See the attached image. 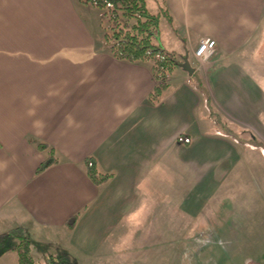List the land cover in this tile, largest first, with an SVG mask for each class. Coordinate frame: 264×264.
<instances>
[{
	"label": "crops",
	"instance_id": "1",
	"mask_svg": "<svg viewBox=\"0 0 264 264\" xmlns=\"http://www.w3.org/2000/svg\"><path fill=\"white\" fill-rule=\"evenodd\" d=\"M73 1L0 0V234L25 228L45 248L38 262L67 252L91 264L154 163L188 161L192 130L202 126L201 119L192 117V127L184 119L196 96L188 82L200 80L215 112L255 141L204 138L199 153L254 163L264 173V0H162L173 38L159 43L188 55L195 73L177 68L155 106L148 101L156 84L149 66L106 52ZM202 38L217 43L206 61L194 59ZM201 100L205 107L203 94ZM185 134L186 148L179 144ZM39 142L62 160L42 173H36L46 156ZM88 157L113 174L109 183L89 179ZM0 264H18L16 253Z\"/></svg>",
	"mask_w": 264,
	"mask_h": 264
},
{
	"label": "rangeland",
	"instance_id": "2",
	"mask_svg": "<svg viewBox=\"0 0 264 264\" xmlns=\"http://www.w3.org/2000/svg\"><path fill=\"white\" fill-rule=\"evenodd\" d=\"M84 1L74 0L75 9L87 28L101 38L108 19L103 10ZM161 3L147 0L149 11L162 14ZM172 34L162 17L157 41L165 42ZM188 85L196 96L195 100L190 98L192 110L184 108L186 125L193 124L192 117L202 123L199 132L192 130V147L186 157L194 161L177 157L154 163L146 172L148 178L132 195L130 207L113 226L102 254L91 264H264L263 169L250 163L252 168L240 159H214V155H201L198 150L200 144L208 143L204 138L225 139L228 135L234 142L251 143L252 134L228 126L220 114L224 129L206 118L209 113L199 106L203 92L192 82ZM199 135L202 142L197 140ZM189 136L185 134L179 141L182 147L188 146ZM259 149L264 155V147ZM214 173L215 178H207ZM40 244L32 241L37 261L45 250Z\"/></svg>",
	"mask_w": 264,
	"mask_h": 264
},
{
	"label": "trees",
	"instance_id": "3",
	"mask_svg": "<svg viewBox=\"0 0 264 264\" xmlns=\"http://www.w3.org/2000/svg\"><path fill=\"white\" fill-rule=\"evenodd\" d=\"M84 2L103 10L108 19V24L100 38L106 52L120 61L149 66L156 84L149 94L148 101L154 106L160 104L164 94L170 88V77L184 63V56L168 51L156 39L160 20L165 13H151L147 0H85ZM196 85L203 92L209 118L214 123L221 124L224 129L225 124L219 114H216L210 95L203 88L200 80ZM217 118L221 120L216 121ZM37 147L45 152L46 156L36 173H42L62 161L55 149L47 143L39 142ZM84 167L89 179L97 186L109 183L113 177L111 173L100 171L94 157L86 158ZM81 214L82 212L70 218L65 224L66 227L70 230L74 229ZM32 251V241L25 228L14 227L0 234V259L14 252L17 255L18 264H77L67 252L50 254L43 261L38 262L33 257Z\"/></svg>",
	"mask_w": 264,
	"mask_h": 264
},
{
	"label": "built area",
	"instance_id": "4",
	"mask_svg": "<svg viewBox=\"0 0 264 264\" xmlns=\"http://www.w3.org/2000/svg\"><path fill=\"white\" fill-rule=\"evenodd\" d=\"M217 43L212 38H202L194 53V57L200 61L209 60L215 53Z\"/></svg>",
	"mask_w": 264,
	"mask_h": 264
},
{
	"label": "water",
	"instance_id": "5",
	"mask_svg": "<svg viewBox=\"0 0 264 264\" xmlns=\"http://www.w3.org/2000/svg\"><path fill=\"white\" fill-rule=\"evenodd\" d=\"M184 63L181 65V68L187 72L190 76H193L195 73V69L191 65V63L188 60V55H186L183 59Z\"/></svg>",
	"mask_w": 264,
	"mask_h": 264
}]
</instances>
